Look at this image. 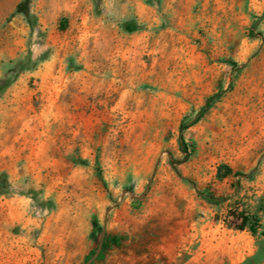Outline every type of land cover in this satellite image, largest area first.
Returning a JSON list of instances; mask_svg holds the SVG:
<instances>
[{
	"label": "rangeland",
	"instance_id": "rangeland-1",
	"mask_svg": "<svg viewBox=\"0 0 264 264\" xmlns=\"http://www.w3.org/2000/svg\"><path fill=\"white\" fill-rule=\"evenodd\" d=\"M263 200L264 0H0V264H264Z\"/></svg>",
	"mask_w": 264,
	"mask_h": 264
},
{
	"label": "water",
	"instance_id": "water-1",
	"mask_svg": "<svg viewBox=\"0 0 264 264\" xmlns=\"http://www.w3.org/2000/svg\"><path fill=\"white\" fill-rule=\"evenodd\" d=\"M126 191L127 190H125V192ZM110 210H111V208H108L106 210V213H105V224H104L103 229H102V236H101L98 248H97L96 252L87 260V262L85 264H91L93 262V260H95L99 256V254L101 253V251L103 249L104 240H105V236H106V221L108 219V214H109Z\"/></svg>",
	"mask_w": 264,
	"mask_h": 264
},
{
	"label": "built area",
	"instance_id": "built-area-1",
	"mask_svg": "<svg viewBox=\"0 0 264 264\" xmlns=\"http://www.w3.org/2000/svg\"><path fill=\"white\" fill-rule=\"evenodd\" d=\"M244 218L247 219V225L250 227V228H256L259 226V224H257L251 217L250 213L248 210H244L243 211V215H242V220H244Z\"/></svg>",
	"mask_w": 264,
	"mask_h": 264
},
{
	"label": "trees",
	"instance_id": "trees-1",
	"mask_svg": "<svg viewBox=\"0 0 264 264\" xmlns=\"http://www.w3.org/2000/svg\"><path fill=\"white\" fill-rule=\"evenodd\" d=\"M23 5H24V4H20V5H19V9H20V10H23V9H22ZM25 9H26V8H25ZM185 127H186V125H185V126H182V129H184ZM181 141H182V142L184 141V137H183V135H181ZM260 208H261L262 210H264V200L262 201ZM244 223H245V224L247 223V219H246V218H244Z\"/></svg>",
	"mask_w": 264,
	"mask_h": 264
}]
</instances>
